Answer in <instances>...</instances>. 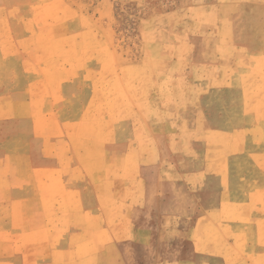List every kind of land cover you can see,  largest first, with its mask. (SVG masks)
Masks as SVG:
<instances>
[{
	"label": "rangeland",
	"instance_id": "rangeland-1",
	"mask_svg": "<svg viewBox=\"0 0 264 264\" xmlns=\"http://www.w3.org/2000/svg\"><path fill=\"white\" fill-rule=\"evenodd\" d=\"M0 264H264V0H0Z\"/></svg>",
	"mask_w": 264,
	"mask_h": 264
},
{
	"label": "crops",
	"instance_id": "crops-1",
	"mask_svg": "<svg viewBox=\"0 0 264 264\" xmlns=\"http://www.w3.org/2000/svg\"><path fill=\"white\" fill-rule=\"evenodd\" d=\"M55 165H56V166H55V167H56V168H55V169H56V171L60 173V172H61V170H62V165H61V162H59V160H57V162H56V164H55ZM64 168H65V171H67V170H66V166H64ZM69 168H70V167H69ZM69 168H68V169H69ZM50 190H52V189H50ZM245 200H247V201L249 200V197H248V195H246V196H245ZM252 221H253V219H252ZM252 224H253V225H254V227H255V228L258 230L257 226L255 225V222H252Z\"/></svg>",
	"mask_w": 264,
	"mask_h": 264
}]
</instances>
